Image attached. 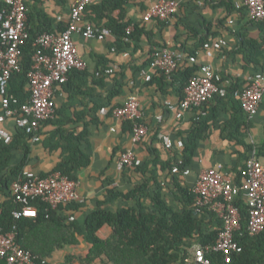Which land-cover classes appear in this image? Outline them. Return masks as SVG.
<instances>
[{
	"label": "trees",
	"instance_id": "16d2710c",
	"mask_svg": "<svg viewBox=\"0 0 264 264\" xmlns=\"http://www.w3.org/2000/svg\"><path fill=\"white\" fill-rule=\"evenodd\" d=\"M128 1L100 0L86 7L83 19L97 27L109 29L115 37L113 47L116 52L137 51L141 46L142 37L146 36L150 44L149 57L136 69L137 72L150 64L155 51L165 48V45L151 41L152 33L145 28L143 18L140 22L125 18ZM55 2L64 6L67 0H55ZM25 5L28 37L21 49L20 69L11 75L8 83V96L13 107L27 102L30 97L28 72L32 66V57L39 50L35 44L36 38L44 32L64 30L67 25L63 22L57 23L49 16L43 6V0H26ZM225 6L228 12L236 10L241 17L249 15L246 6L237 8L232 2L225 3ZM6 8L5 0L1 1L0 11ZM208 23L202 22L204 32ZM129 25L133 28L128 33ZM184 25L191 33L198 36V43L190 49H186L183 44L176 47L186 53L185 61L179 64L170 76L155 71L149 80V83H155L162 92H167L165 88L167 85L174 87L178 101L183 98L190 77L200 69V65L192 63L189 57L196 55V51L207 41L209 35L203 34V30L199 31L191 25ZM261 28L264 32V28ZM238 38L245 55L251 54L249 50L256 52V56L264 54L261 52L264 51V37L262 44L248 39L242 32L238 33ZM105 69H107L105 64L98 65L94 73L73 69L68 73L67 81L58 86L69 95L59 108L56 105L55 116L41 123V125L49 123L54 129L41 140L40 126L39 141L47 150H60V155L49 171L39 173L41 176L60 172L70 179H76L79 169L90 164L89 124L84 122L78 130L76 124L82 118L78 116L79 113L71 111L73 106L71 99L75 95L73 92L76 89L80 90L91 77V82L97 85H103L107 77L113 80V88L108 92L107 103L112 97L119 96L123 87V82L119 79L121 74L118 75L113 71L107 76ZM97 71L98 75H96ZM73 78L80 82L72 85ZM224 79L222 77V80ZM238 88H242L241 85L236 79H232V83L227 85L225 96L216 94L201 106L195 107L199 112L191 128L185 133H178V139L183 142L181 148L171 151L169 157L168 155L162 157L159 150L152 149L149 151L150 157L141 160L139 165L125 167L122 170L124 175L131 177L133 174H138L140 179L126 190L108 187L107 185L111 183L109 180L106 183L104 200L97 202L94 209L81 217L70 215L78 208L76 202L51 209L47 204L36 201L33 203L37 208L36 217L14 218L13 211L17 208V203L11 185L23 171L28 170L33 143L30 135L13 123L14 129L8 130L11 135L10 141H0V227L3 231H10L14 227L16 241L40 260H46V264H186L191 249L195 245L214 244L223 226L222 219L210 209L197 210L194 184L189 185L185 180L187 175L182 174L186 168L189 171L195 168L199 143L210 133V122L227 108L229 112L231 109L230 117L221 129V137L242 145V149L237 150L236 153V164L224 170L232 176L235 183L242 184V169L252 153L255 152L258 158L264 150V144L259 147L246 141V133L242 130L248 126L249 119L239 98L234 95V91ZM116 106L98 104L95 105L94 112H100L102 107H107L111 115L112 109ZM96 120L97 118L92 117L91 122ZM121 123L124 128L131 129V121ZM165 149L162 144V150L166 151ZM178 159L181 160L179 164ZM175 164H178V172H172ZM115 200L119 201L120 205L115 208L106 207L107 203ZM233 203L241 216V230L235 234L241 250L212 251L207 253V256L213 264H264V230L255 235L248 233L249 208L244 191L241 190L234 197ZM71 216L72 220H70ZM103 226L110 228V234L104 238L98 235V231ZM80 242L86 246L83 247L82 253L69 251L62 261L56 262L52 259L55 251L66 246H77ZM0 264H4L2 259Z\"/></svg>",
	"mask_w": 264,
	"mask_h": 264
},
{
	"label": "built area",
	"instance_id": "2783aa9c",
	"mask_svg": "<svg viewBox=\"0 0 264 264\" xmlns=\"http://www.w3.org/2000/svg\"><path fill=\"white\" fill-rule=\"evenodd\" d=\"M26 0H5L7 8L0 11V141L8 142L10 132L5 127L8 120L30 135L32 142L40 140L39 128L45 120L51 119L56 113L54 93L56 87L66 82L68 73L73 69L83 70L86 64L79 55L72 35L79 34L86 39L103 40L111 34L106 27H97L83 19L87 6L100 0H72L69 19L64 30L44 32L35 41L39 50L32 57V66L28 72V88L30 97L27 102L17 107L11 105L8 96V83L11 75L20 69L19 57L21 49L28 37L26 20ZM246 6L250 17L264 28V0H243L236 3L237 7ZM178 0H157L143 15L145 22L151 20L166 21L179 8ZM127 28V32L131 30ZM225 40L205 41L202 45L207 57H212L215 50L225 46ZM126 55V54H125ZM184 55L167 47L155 51L153 59L147 67L139 70L140 76L150 80L151 74L161 71L170 76L178 68ZM195 56L189 60L194 63ZM112 68L105 69L111 74ZM98 71L96 75H98ZM248 83L234 91L241 102L247 117L252 118L258 111L264 94V69L250 75ZM229 81L222 77L208 63L200 65L199 71L190 77L184 89V96L175 103L166 100L164 105L168 111L181 117L185 110L199 107L214 95L225 96ZM141 103L135 94H130L122 106H116L111 116L119 121H131L133 142L145 137L147 127L140 121L143 114ZM100 113L109 114L107 107H102ZM161 115L157 116L158 121ZM162 143L168 150L181 148V139L173 140L170 135L162 134ZM141 159L132 149L124 151L117 163L116 169L122 171L125 167L137 166ZM181 160L178 159V164ZM178 164L172 172H178ZM190 173L186 168L184 176ZM243 182L237 184L228 172L214 167L202 171L193 187L197 210L210 209L223 221L214 244L207 246L195 245L191 249L186 264H213L207 256L209 252L240 251L241 245L235 239V234L241 230V216L234 205V197L242 190L249 208L247 231L255 235L264 230V161L256 157L255 152L247 159L242 169ZM76 179H70L60 172H52L41 176L32 170L23 171L22 175L12 185V193L17 203L13 211L14 218L36 217V201L47 204L51 209L60 205L81 201L77 193ZM73 217H70L72 220ZM0 259L4 264H46L31 251L24 249L15 238L14 227L3 231L0 227Z\"/></svg>",
	"mask_w": 264,
	"mask_h": 264
},
{
	"label": "crops",
	"instance_id": "0c3cea01",
	"mask_svg": "<svg viewBox=\"0 0 264 264\" xmlns=\"http://www.w3.org/2000/svg\"><path fill=\"white\" fill-rule=\"evenodd\" d=\"M156 1L129 0L125 9V18L133 22L143 21V15ZM178 1L180 6L177 12L168 20H151L145 22L144 25L152 33V42L163 44L165 47L184 55L179 64L183 63L187 56L184 51L176 47L183 44L186 49H190L198 43V36L191 33L184 25L188 24L199 31L203 30V34H209L207 41L225 40V46L215 50L212 57H207L201 46L196 51L195 63L199 65L210 64L220 76L225 78L224 81H229V84L232 83V79H236L241 87H244L248 83L250 75L264 69V54L256 56V52L249 50L251 54L246 53L245 55V52L243 53L244 48L240 46L238 38V33L242 32L248 39L257 44H262L264 37L262 25L253 20L250 15L241 17L236 10L228 12L225 6L227 2H232L236 6V3L241 4L243 0ZM71 3L72 0H67L66 4L62 6L55 0H43V6L49 16L57 23L63 22L65 25L69 19ZM205 21L209 23L204 32L202 22L205 23ZM129 27L133 28L132 25ZM72 38L79 55L86 64L83 70L94 73L98 65L105 64L107 68H112L118 75L121 74L119 79L123 82L122 93L112 97L108 103V92L113 88V80L110 77L105 78L103 85L94 84L91 82V77L82 85L80 90L76 89L73 92L75 95L71 99L73 104L71 111L79 113L78 116L82 118L78 124L75 123L76 127H79L78 130H80L84 122L89 124L88 153L91 162L88 166L79 169L76 174L77 193L81 201L76 202L78 208L70 214L81 217L89 210L94 209L97 202L104 200L106 183L109 180L111 183L107 185L108 187L126 190L140 179L138 174H133L130 177L116 169V160L122 151L132 149L141 160L150 157L149 151L152 149L159 150L162 157L167 155L169 157L171 151L176 148L163 151L161 135L168 134L173 140H177L178 133H185L191 128L199 110L195 107L190 108L177 118L164 105L166 100L173 103L178 101L174 87L167 85L165 87L167 92H162L155 83H149V80L143 79L138 74L139 71L136 72V69L149 57L150 44L146 36L142 37L141 46L135 52H116L113 47L115 37L112 33L103 40L86 39L79 34H73ZM261 52L264 53V51ZM79 82L80 80L72 79V85ZM130 94H135L139 99L143 109L140 121L147 127L145 137L138 142H133L131 129L129 127L124 128L122 121L113 118L110 114L104 115L99 111L94 112V107L98 104L122 105ZM68 95L69 93L61 87L55 89L54 98L58 108L66 101ZM228 109L218 114L215 120L210 122V133L200 140L195 168L191 169L190 174L185 179L189 185H193L198 175L205 169L214 167L224 171L236 164V153L237 150L242 149V145L221 137V129L224 128L226 120L230 117L231 109L230 112ZM159 115L162 117L160 121L156 119ZM92 117L97 118V120L91 122ZM5 127L12 131L14 129L13 121H6ZM53 129L54 126L49 123L42 124L41 140ZM242 131L246 133V141H250L259 147L264 144V94L257 113L249 119L248 126ZM32 143L28 170L36 173L49 171L58 160L60 150H47L41 141ZM258 158L264 161V150ZM118 205L120 202L115 200L112 203H107L106 207L115 208ZM109 234L110 228L108 226H103L98 231V235L102 238ZM76 247L86 248L83 242L74 247L66 246L55 251L52 259L56 262L62 261L64 255L70 250H75L77 254L80 253L81 251L77 250Z\"/></svg>",
	"mask_w": 264,
	"mask_h": 264
},
{
	"label": "rangeland",
	"instance_id": "374dc122",
	"mask_svg": "<svg viewBox=\"0 0 264 264\" xmlns=\"http://www.w3.org/2000/svg\"><path fill=\"white\" fill-rule=\"evenodd\" d=\"M76 249L79 250V251H81V253H82V251H84V248L83 247H76ZM70 251H72L73 253H76L75 250H70Z\"/></svg>",
	"mask_w": 264,
	"mask_h": 264
}]
</instances>
